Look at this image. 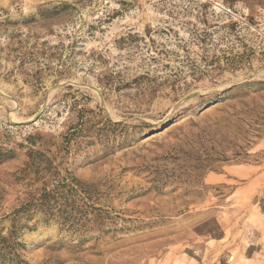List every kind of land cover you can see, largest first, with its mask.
Segmentation results:
<instances>
[{
	"label": "rangeland",
	"instance_id": "1",
	"mask_svg": "<svg viewBox=\"0 0 264 264\" xmlns=\"http://www.w3.org/2000/svg\"><path fill=\"white\" fill-rule=\"evenodd\" d=\"M0 146L28 264H264V0H0Z\"/></svg>",
	"mask_w": 264,
	"mask_h": 264
},
{
	"label": "trees",
	"instance_id": "2",
	"mask_svg": "<svg viewBox=\"0 0 264 264\" xmlns=\"http://www.w3.org/2000/svg\"><path fill=\"white\" fill-rule=\"evenodd\" d=\"M13 156V148L0 146V163ZM37 156L44 157V154L41 151H31L28 154L31 161L44 162L45 165L51 166V162L48 159L42 161ZM36 170H38L37 167ZM47 172V175L51 176L50 182L48 184L43 182L42 187L28 201L21 204L19 208L14 209L12 215L19 216L29 209H41L52 215L53 209L58 208V215L63 221H67L68 219L69 222H73L75 219L74 213L81 212L78 207L80 206L79 202L82 205H86L81 196L85 185L68 171L62 176L52 171V168L47 170ZM16 232L15 227H13L9 232V236L0 235V255L6 264H28L26 261L20 259L17 253V247L21 243L16 241Z\"/></svg>",
	"mask_w": 264,
	"mask_h": 264
},
{
	"label": "bare ground",
	"instance_id": "3",
	"mask_svg": "<svg viewBox=\"0 0 264 264\" xmlns=\"http://www.w3.org/2000/svg\"><path fill=\"white\" fill-rule=\"evenodd\" d=\"M220 6V5H219ZM218 6V4L217 5H215V9H219L220 7ZM222 8V7H221ZM158 134H150V136H148L146 139H144V142H146V141H149V140H151L152 138H154V137H156Z\"/></svg>",
	"mask_w": 264,
	"mask_h": 264
},
{
	"label": "water",
	"instance_id": "4",
	"mask_svg": "<svg viewBox=\"0 0 264 264\" xmlns=\"http://www.w3.org/2000/svg\"><path fill=\"white\" fill-rule=\"evenodd\" d=\"M40 113H41V110H39V111L36 113V115L33 117V121H35V120L39 117Z\"/></svg>",
	"mask_w": 264,
	"mask_h": 264
}]
</instances>
